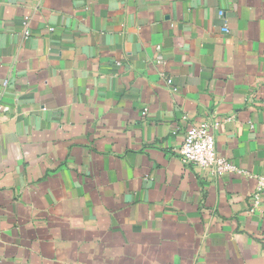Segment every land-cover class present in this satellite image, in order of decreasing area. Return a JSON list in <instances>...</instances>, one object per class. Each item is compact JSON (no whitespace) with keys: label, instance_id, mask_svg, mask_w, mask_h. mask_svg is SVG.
I'll return each instance as SVG.
<instances>
[{"label":"crops","instance_id":"obj_1","mask_svg":"<svg viewBox=\"0 0 264 264\" xmlns=\"http://www.w3.org/2000/svg\"><path fill=\"white\" fill-rule=\"evenodd\" d=\"M0 103V264H264L255 179L178 157L264 176V0H0Z\"/></svg>","mask_w":264,"mask_h":264},{"label":"built area","instance_id":"obj_2","mask_svg":"<svg viewBox=\"0 0 264 264\" xmlns=\"http://www.w3.org/2000/svg\"><path fill=\"white\" fill-rule=\"evenodd\" d=\"M219 16L223 17L224 12L219 11ZM23 27V35L24 38L27 39L31 34L29 31V18H24ZM222 30L224 32H228L226 25ZM167 83L171 84V81L167 80ZM2 85L5 87L7 85V81H4ZM4 113L5 108L0 103V119ZM217 126V122H203L191 126L187 131H185L183 143L178 152V157L185 166L206 170L212 175L218 177L224 176L226 174H235L245 178L255 179L256 187L252 196V200L254 202V207H256L264 198V176L252 175L237 167L226 158L217 154L215 148V139L212 132L217 128Z\"/></svg>","mask_w":264,"mask_h":264}]
</instances>
